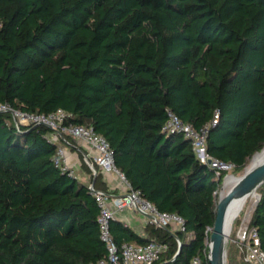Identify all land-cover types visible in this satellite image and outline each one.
Instances as JSON below:
<instances>
[{"label":"trees","instance_id":"16d2710c","mask_svg":"<svg viewBox=\"0 0 264 264\" xmlns=\"http://www.w3.org/2000/svg\"><path fill=\"white\" fill-rule=\"evenodd\" d=\"M0 104L71 114L111 143L117 167L143 198L184 219V230L133 228L115 241L167 246L155 264H209L221 183L192 142L167 133L168 111L208 130V154L243 172L264 148V0H0ZM52 128L0 112V264H97L107 253L100 208L55 161ZM83 158V157H82ZM249 228L264 251V184ZM175 234L177 236H175ZM181 251L179 248L181 247ZM228 264H249L241 246Z\"/></svg>","mask_w":264,"mask_h":264},{"label":"built area","instance_id":"2783aa9c","mask_svg":"<svg viewBox=\"0 0 264 264\" xmlns=\"http://www.w3.org/2000/svg\"><path fill=\"white\" fill-rule=\"evenodd\" d=\"M8 111L14 120L22 125L43 124L52 128L53 133L50 137L54 144L70 143L69 137L75 138L78 142L85 143L88 148L87 164L93 175L98 172L102 174H114L121 182L123 192L115 194L111 191L96 189L90 184V190L95 197L100 208L99 227L101 239L107 249L106 256L99 260L97 264H155L167 246L157 241H151L143 245L124 243L119 245L112 234L111 222L116 219L119 212L127 209L136 211L145 217V224H152L159 227L171 228L173 230H184V219L176 213L163 212L153 205L150 201L143 198L141 192L135 190L126 175L117 167L115 152L111 143L106 138L96 133L92 127L74 125L68 123L71 114L59 109L51 114H28L12 108L8 104H0V112ZM168 120L164 126L167 133H181L185 138L192 142V146L198 159L208 163L215 171L217 177H221L224 171L225 177L231 174L235 168L233 163H224L211 157L206 149V135L208 130H195V128L185 122L172 112L168 111ZM79 143V144H80ZM81 145V144H80ZM66 147L60 145L56 154V163L69 169L66 158ZM72 173L73 170H72ZM224 177V178H225ZM242 238V249L244 259L249 264H264V251L261 249V242L255 228H249ZM199 264V260H194Z\"/></svg>","mask_w":264,"mask_h":264},{"label":"water","instance_id":"95a60500","mask_svg":"<svg viewBox=\"0 0 264 264\" xmlns=\"http://www.w3.org/2000/svg\"><path fill=\"white\" fill-rule=\"evenodd\" d=\"M258 153L259 152L252 157L251 163ZM251 163L249 167H246L242 176L236 177L233 174L229 175L236 179V182L229 188L226 187V176L217 191L219 200L215 224L210 235L211 248L209 250V264H227L228 247H226L223 227L225 216L227 215L226 213L231 203L236 199H246L249 195L258 191V189L264 184V161L257 166L252 167ZM260 199L261 195L259 194L258 202ZM175 236L177 235L175 234ZM181 248L182 246L179 248V251H181Z\"/></svg>","mask_w":264,"mask_h":264},{"label":"crops","instance_id":"0c3cea01","mask_svg":"<svg viewBox=\"0 0 264 264\" xmlns=\"http://www.w3.org/2000/svg\"><path fill=\"white\" fill-rule=\"evenodd\" d=\"M81 144V145H80ZM79 145L83 147V149L86 151V154H82V157L80 156V153L78 150H71L70 148L66 147V158H67V165L69 169L73 170L74 174H76L79 179L83 182H87L88 178L90 177L82 168V160L84 159L87 162V153L88 148L87 145L82 144V142ZM104 179L107 182L108 189L112 193L115 194H121L123 192L122 184L120 180L114 175V174H103ZM116 219L120 221H124L127 225L133 227V228H139L142 227L145 224V217L141 214L136 213V211H132L131 209H127L123 212H119L116 215Z\"/></svg>","mask_w":264,"mask_h":264},{"label":"rangeland","instance_id":"374dc122","mask_svg":"<svg viewBox=\"0 0 264 264\" xmlns=\"http://www.w3.org/2000/svg\"><path fill=\"white\" fill-rule=\"evenodd\" d=\"M251 161L247 165L249 167ZM245 170L243 172H234V169L231 170V174L235 175L236 177H240L244 174ZM222 184V183H221ZM233 185L229 184L228 188ZM220 187V184L219 186ZM259 194V193H258ZM258 201L254 202L252 199H249V201L246 203L244 209L240 213V215L237 217V219L234 222L233 230L231 235L228 238V243H227V252L229 248H231L232 252L239 257L240 254V248L242 247V238L245 234V232H248V226L251 220V217L253 216L254 209L256 207ZM228 264V260H227Z\"/></svg>","mask_w":264,"mask_h":264},{"label":"bare ground","instance_id":"6f19581e","mask_svg":"<svg viewBox=\"0 0 264 264\" xmlns=\"http://www.w3.org/2000/svg\"><path fill=\"white\" fill-rule=\"evenodd\" d=\"M262 161H264V150H262L255 156V158L253 159L251 163V167L257 166ZM235 182H236V179L233 176H228L226 179V187L228 188L229 184H232V183L234 184ZM249 199H252L254 202L258 201L259 199L258 192L256 191L252 193L246 199L234 200L227 210V213H226L227 215L225 216L224 227H223V235L226 240V247L228 243V238L231 235L232 230H233L234 222L237 219V217L240 215L242 210L244 209Z\"/></svg>","mask_w":264,"mask_h":264}]
</instances>
